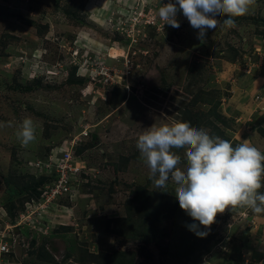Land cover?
<instances>
[{
	"label": "rangeland",
	"instance_id": "obj_1",
	"mask_svg": "<svg viewBox=\"0 0 264 264\" xmlns=\"http://www.w3.org/2000/svg\"><path fill=\"white\" fill-rule=\"evenodd\" d=\"M167 2L0 0V264H116L119 251L126 264H264V213L226 209L198 237L136 147L188 121L264 152V0L205 40L182 12L163 26ZM24 118L36 128L26 147ZM71 150L72 192L46 201L51 161Z\"/></svg>",
	"mask_w": 264,
	"mask_h": 264
},
{
	"label": "clouds",
	"instance_id": "obj_2",
	"mask_svg": "<svg viewBox=\"0 0 264 264\" xmlns=\"http://www.w3.org/2000/svg\"><path fill=\"white\" fill-rule=\"evenodd\" d=\"M255 5L256 0H168L159 7L158 17L163 26L179 28L177 16L182 12L198 38L205 40L208 30L234 28L236 18L251 14ZM17 137L25 147L36 140L31 118L22 120ZM136 147L149 169L153 189L169 191L172 181L180 208L193 220L186 227L198 237L207 236L201 226L210 230L217 214L226 209L248 207L256 214L264 213V193L258 191L264 187V152L257 147L233 146L188 121L151 127L138 136ZM174 149L185 150V168L179 167L181 156ZM5 251L7 247L0 246V252Z\"/></svg>",
	"mask_w": 264,
	"mask_h": 264
},
{
	"label": "built area",
	"instance_id": "obj_3",
	"mask_svg": "<svg viewBox=\"0 0 264 264\" xmlns=\"http://www.w3.org/2000/svg\"><path fill=\"white\" fill-rule=\"evenodd\" d=\"M76 158L78 157L70 151H64L62 156H58L57 161H51V164H55L57 172L52 176L50 182L43 187L42 192H40L41 198L45 197V200L48 201L54 198L55 195L72 192L71 185H74V183H72L73 179L70 182L69 175L71 174L69 173L79 170V161Z\"/></svg>",
	"mask_w": 264,
	"mask_h": 264
},
{
	"label": "trees",
	"instance_id": "obj_4",
	"mask_svg": "<svg viewBox=\"0 0 264 264\" xmlns=\"http://www.w3.org/2000/svg\"><path fill=\"white\" fill-rule=\"evenodd\" d=\"M33 189L34 188H32L31 190H33ZM145 232L147 234V240L150 241V242H154L155 239H156V232H157V230L155 229V227H152V225L150 224L148 226V229L147 230L145 229ZM140 234H141L140 232L135 231V233H133V237L134 238L139 237ZM41 253H43L42 252V249H41ZM117 254H118L117 255V261H118V263L116 262V264L132 263L133 259H131V255L130 254H129V256H126L127 255L126 252H122V251L117 252Z\"/></svg>",
	"mask_w": 264,
	"mask_h": 264
},
{
	"label": "crops",
	"instance_id": "obj_5",
	"mask_svg": "<svg viewBox=\"0 0 264 264\" xmlns=\"http://www.w3.org/2000/svg\"><path fill=\"white\" fill-rule=\"evenodd\" d=\"M232 138H236V136H233ZM246 138V137H245ZM257 140V139H256Z\"/></svg>",
	"mask_w": 264,
	"mask_h": 264
},
{
	"label": "bare ground",
	"instance_id": "obj_6",
	"mask_svg": "<svg viewBox=\"0 0 264 264\" xmlns=\"http://www.w3.org/2000/svg\"><path fill=\"white\" fill-rule=\"evenodd\" d=\"M79 163H81V162H79ZM79 163H78V164H79Z\"/></svg>",
	"mask_w": 264,
	"mask_h": 264
}]
</instances>
